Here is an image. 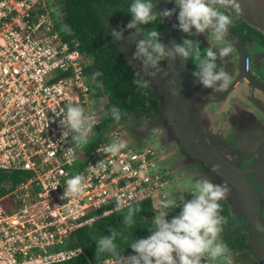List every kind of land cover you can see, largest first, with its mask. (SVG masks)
Returning a JSON list of instances; mask_svg holds the SVG:
<instances>
[{
	"label": "built area",
	"instance_id": "obj_1",
	"mask_svg": "<svg viewBox=\"0 0 264 264\" xmlns=\"http://www.w3.org/2000/svg\"><path fill=\"white\" fill-rule=\"evenodd\" d=\"M48 9L49 0H0V171L23 175L0 197V264L76 259L83 255L74 244L78 229L117 205L156 199L168 183L150 146L125 142L115 155L104 152L112 140L124 139L116 129L96 137L101 117L87 58L77 42L62 36ZM69 103H79L97 121L85 145L62 135ZM77 173L85 187L72 197L64 189Z\"/></svg>",
	"mask_w": 264,
	"mask_h": 264
},
{
	"label": "clouds",
	"instance_id": "obj_2",
	"mask_svg": "<svg viewBox=\"0 0 264 264\" xmlns=\"http://www.w3.org/2000/svg\"><path fill=\"white\" fill-rule=\"evenodd\" d=\"M165 3L170 0H164ZM177 7L178 23L173 27L184 33L195 35L204 34L208 46L201 52L199 39L183 38L166 47L159 39L160 32L156 27L144 30L143 25L156 22L160 17H167L176 11L162 9L159 15L154 11V0H131L127 11L131 19L124 28L134 29L128 39L135 40V48L129 63L139 62L133 83L143 89L150 86L159 74L160 61L192 57L195 59V69L192 72L196 82L203 88L220 91L229 80V73L217 65L218 60L228 57L232 51V44L227 40L229 26L233 17L219 10V0H171ZM113 41H120L123 29L109 28ZM139 33L141 38L136 39ZM213 42V43H210ZM170 82L168 91L175 95L180 85L172 87ZM107 114L114 120L121 118V109L115 105L108 108ZM61 123L65 130L62 135L71 136L77 145H85L90 140V133L97 123L94 116L86 115L79 103H69L66 106ZM126 147L124 140H112L104 146V152L117 154ZM218 166H212V173L217 172ZM100 169H97L99 172ZM147 171V169L145 170ZM84 176L75 174L66 181L64 193L72 197L79 196L84 191ZM230 191L226 181L215 183L208 175L191 180L176 197L158 200V207L162 214L156 213L151 218L149 235L132 239L128 246L134 251L127 257L119 255L120 248L116 244L117 231L110 228L109 235H100L95 239L96 251L109 253L117 259L118 264H202V258L208 257L217 264H233L232 257L226 243L221 238L225 217L222 215V204ZM191 193V198L185 200L184 193ZM179 212L169 219L166 214L175 208ZM121 206L117 205V211ZM139 211L136 206L129 205L126 213L122 214L125 226L134 224V215ZM257 231L264 232V224L256 222Z\"/></svg>",
	"mask_w": 264,
	"mask_h": 264
},
{
	"label": "flooded vegetation",
	"instance_id": "obj_3",
	"mask_svg": "<svg viewBox=\"0 0 264 264\" xmlns=\"http://www.w3.org/2000/svg\"><path fill=\"white\" fill-rule=\"evenodd\" d=\"M63 0H61V3ZM56 8L55 6H53ZM52 7V8H53ZM219 10L225 14L233 17V22L229 26L228 31L232 33L241 44L236 45V50L233 47L232 53L224 58L218 60L217 65L224 68L228 72L229 80L218 93H225L229 90L224 102L219 100L218 97H211L216 100L214 105L205 107L209 111V115H214V122L211 130L213 135L212 141L216 149L221 151L222 157L225 159V164L230 169L233 167L236 172V197L232 194L235 187L232 180L228 181L223 175L216 177L210 173L207 168H210L206 163L201 164L198 162L185 163L184 157L181 155L176 146V141L172 138V134H163V141L166 143L167 148L163 151L165 159L169 156L164 164L162 170L165 177L168 178L169 174L173 182L174 176L178 175V180L183 181L186 175L199 178L203 175H208L213 178L215 183L226 181L230 187L227 198L221 202L222 215L225 217V223L222 226L221 238L226 243L230 254L236 255V264H260L245 246L249 241V230L251 227L254 230L257 221L264 224V33L247 25L233 13L218 6ZM173 9L170 16L160 17L156 22H150L143 25L146 30L150 27H156L160 32L158 39L166 46L171 47L174 43L179 42L183 38L199 39L201 42V52L208 46V41L204 34L191 35L182 32L179 28L173 27L178 23L176 14L178 7L171 2L165 3L164 0H154V11L159 15L162 9ZM128 15V13H127ZM131 19L119 18L113 24H109V28H116L117 30L123 29L122 36H126L134 29L123 28L124 25ZM111 42L119 46L120 53L123 60L129 63L132 52L135 48V40H129L134 46L128 47L125 50L126 44L123 38L116 42L112 40L111 33L109 32ZM141 38L140 34H136V39ZM213 43V42H210ZM124 44V45H123ZM130 49V50H129ZM241 60V61H240ZM245 61V66L243 62ZM181 63V67L189 74H192L195 69L196 61L194 58L189 57L181 60L176 58L173 63ZM138 64L139 62H134ZM131 63V64H134ZM160 69L158 76L154 79L153 83L149 86L151 93L156 96L158 108H152L150 114H145L149 122L156 127L162 125L164 119L159 115L160 96L164 91L163 81L169 74V61L167 58L160 61ZM241 75V76H239ZM249 80V83L245 78ZM215 93V94H216ZM97 101V100H96ZM95 101V103H97ZM225 106V107H224ZM224 107V108H222ZM148 108L145 106L144 109ZM150 110V109H149ZM148 110V111H149ZM211 127V125H210ZM162 152V151H161ZM162 161V160H161ZM163 163V162H162ZM161 164V162H160ZM168 170V171H166ZM185 173V174H184ZM173 176V177H172ZM249 179L254 190L243 185V180ZM232 181V182H231ZM191 193H188V199L191 198ZM255 208L257 211L260 209V217H250L249 209ZM236 209V211L233 210ZM250 220H255L251 225ZM257 231V230H256ZM261 232V231H257ZM262 235V245L264 247V232ZM206 261L209 258L206 257Z\"/></svg>",
	"mask_w": 264,
	"mask_h": 264
},
{
	"label": "trees",
	"instance_id": "obj_4",
	"mask_svg": "<svg viewBox=\"0 0 264 264\" xmlns=\"http://www.w3.org/2000/svg\"><path fill=\"white\" fill-rule=\"evenodd\" d=\"M130 3L131 0H63L60 10L55 9V14L61 24L64 23L68 28L60 30L61 33L64 31V38L77 42L79 51L87 58L86 73L91 76L94 99L106 97V112L110 106L115 105L121 109L120 120L133 117L137 122L141 114H150L152 108L157 109L158 101L149 86L139 89L133 83L136 70L123 60L119 46L111 42L108 29L109 24H113L116 19L131 16L127 11ZM145 106L148 108L144 109ZM104 116L101 117V124L96 130L99 140L102 138V132L111 130L110 126L115 121L108 114L107 117ZM21 180L22 174H6L0 171V197L7 194ZM166 180L168 182V178ZM132 206L138 207L139 211L135 213V222L131 226L121 223L122 214L127 211L126 207L78 229L75 232L74 244L82 249L83 255L59 264H99L106 259L116 260L109 253L96 251L95 239L100 235H109L110 228H114L118 233L116 244L120 248L119 255L124 257L134 253L128 244L132 239L149 235L151 218L156 212L149 199ZM178 212V207L170 210L167 213L168 219ZM100 213L101 211L98 212Z\"/></svg>",
	"mask_w": 264,
	"mask_h": 264
},
{
	"label": "water",
	"instance_id": "obj_5",
	"mask_svg": "<svg viewBox=\"0 0 264 264\" xmlns=\"http://www.w3.org/2000/svg\"><path fill=\"white\" fill-rule=\"evenodd\" d=\"M223 9L233 13L247 25L264 33V0H219V5ZM227 40L236 50V45L241 42L229 31L227 32ZM241 61V60H240ZM169 74L163 81L164 91L160 96L159 115L170 126L168 129L172 134V138L176 141L178 152L185 157V163H198L210 166L207 168L210 173L213 165H217V172L213 173L216 177L223 175L228 181L234 182L235 189L231 192L236 197V172L225 164L221 151L216 149L212 141L211 127L208 124L210 120L209 111L205 107L214 105L215 101L211 97H218L222 102L225 101L229 90L225 93H216L210 89L203 88L192 74H189L179 64L169 61ZM245 66V61L243 62ZM241 76V75H239ZM245 78V77H244ZM249 83V80L245 78ZM170 82L172 87L180 85L175 95L171 94L167 89ZM216 93V94H215ZM173 99V101H171ZM216 114L215 111H213ZM243 185L254 190L249 179L241 177ZM231 181V182H232ZM236 211L235 208H233ZM250 217H260V209H249ZM251 225L255 220H250ZM251 227L248 244L245 246L260 264H264V247L262 245L261 232H257Z\"/></svg>",
	"mask_w": 264,
	"mask_h": 264
},
{
	"label": "rangeland",
	"instance_id": "obj_6",
	"mask_svg": "<svg viewBox=\"0 0 264 264\" xmlns=\"http://www.w3.org/2000/svg\"><path fill=\"white\" fill-rule=\"evenodd\" d=\"M46 3L48 5V0H46ZM53 6H55L56 8H54ZM60 8H61V0H49V9H48L49 12H51L52 15L57 18L56 22L59 24V27H61L62 29L63 28L68 29L64 23L61 24L58 16L55 14V9L60 10ZM128 35L126 34V36H128ZM126 36H124V37L122 36L123 42L126 44L125 50H123V53L126 51V49L128 47L134 46L129 40L126 39ZM121 53H122V51H121ZM128 64L134 70H136V71L139 70V67H140L139 63L138 64L128 63ZM95 101H94V103H95ZM171 101H173V99ZM96 102L97 103H95L94 106H96L95 109L97 111V114L100 117H103L106 113L105 116L107 117V112L105 109V106L107 104V98L106 97L98 98ZM144 115L145 114H141L140 117L137 119V122H135L133 117H128L125 120H120V119L118 121L115 120L111 124L110 128L119 130L124 141L126 143H128V145H130V146H134V147L150 146V147L154 148V150L158 154V158L160 157L159 164H160V162H161V164L159 166L161 167V169H163L162 164H164L166 162V160L169 158V156L165 159V161H164V157H161L164 155L163 151H165V149L167 148L166 143L163 141L162 136L164 133H165V135L170 133L168 130L170 128V126L164 120L162 125L156 127L154 124H151V122H149V120H148V117H144ZM184 162H185V157H184ZM194 162H197V161H194ZM166 171H168V170H166ZM170 175L171 174H169V177H168V185L163 190V193H159L155 197L156 199H153L151 201L153 204V208H154L155 212L159 213V214H162L160 208L158 207V203H157L159 199L171 198V197L178 196L179 193L184 190L185 186L191 180L196 178L194 176H190V175L185 174L186 179H184L183 181H179L178 177H177L178 175H173L174 179L172 182ZM183 195L185 197V200H187L188 199V192H185ZM165 218L168 219V214H166ZM231 257H232L233 264H236V255H234V253H233V254H231ZM202 264H217V261H214L211 258H209V261L207 262L206 257H204V258H202Z\"/></svg>",
	"mask_w": 264,
	"mask_h": 264
},
{
	"label": "crops",
	"instance_id": "obj_7",
	"mask_svg": "<svg viewBox=\"0 0 264 264\" xmlns=\"http://www.w3.org/2000/svg\"><path fill=\"white\" fill-rule=\"evenodd\" d=\"M62 28H60V30H61ZM62 34V36H64V31H63V33H61ZM225 107V106H224ZM224 107H222V108H224ZM214 115H216V114H214ZM214 115L212 114V116H210V117H208L209 119L208 120H210V122H208V124H211V123H213L214 122ZM212 129H214V127H212V124H211V130Z\"/></svg>",
	"mask_w": 264,
	"mask_h": 264
}]
</instances>
